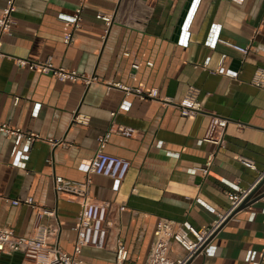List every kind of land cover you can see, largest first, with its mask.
<instances>
[{"label": "crops", "instance_id": "crops-1", "mask_svg": "<svg viewBox=\"0 0 264 264\" xmlns=\"http://www.w3.org/2000/svg\"><path fill=\"white\" fill-rule=\"evenodd\" d=\"M80 4L18 0L13 36L1 38L7 57L0 59V123L41 140L27 151L26 141L0 132V228L24 238L36 235L37 211L12 203L32 197L57 213L42 219L47 231L57 230L49 242L73 254L85 198L58 195L55 177H61L81 189L90 182L88 197L110 206L111 248L85 249L89 264H116L119 235L129 253L126 264H146L162 220L199 232L222 221L192 264H264V198L232 214L229 199L240 189L261 188L252 201L264 195V88L253 85L264 70V0H87L83 27L73 32ZM6 6L7 0H0V16ZM99 14L115 16L106 41ZM68 34L74 35L71 45L64 42ZM232 46L251 51L246 57ZM224 56L225 72L218 74ZM48 59L98 82L62 83L15 63ZM117 85L158 90L171 103L127 97ZM191 86L200 90L204 112L183 117L177 105ZM125 102L131 105L123 108ZM77 115L89 117L90 124L74 123ZM210 115L229 120L228 143L221 150L205 142ZM113 124L136 133L108 136ZM102 137H107L104 154L132 164L123 182L89 171ZM49 140L71 147L54 148ZM208 162L206 176L200 168ZM172 251L174 258L186 255L174 242ZM0 264L30 263L16 253L1 254Z\"/></svg>", "mask_w": 264, "mask_h": 264}, {"label": "built area", "instance_id": "built-area-1", "mask_svg": "<svg viewBox=\"0 0 264 264\" xmlns=\"http://www.w3.org/2000/svg\"><path fill=\"white\" fill-rule=\"evenodd\" d=\"M17 1L7 0V6L0 16V41L3 36H13V28L16 25L15 15L17 13ZM87 0H81V4L77 9L71 26L73 32H76L83 27V14L85 11V4ZM237 4H243L245 0H231ZM98 19L103 21L106 25L104 40L106 41L111 27L115 22L114 15L99 14ZM64 42L67 45H71L74 42V35H66ZM233 49L240 52L244 56H248L251 49L242 48L239 46H232ZM7 56L3 53L0 46V59H5ZM226 59L224 56L218 69L215 71L218 74H224L223 62ZM16 65L21 68H29L32 71H41L47 75L55 76L62 83H75L91 86L98 82L96 77H89L81 75L77 71H69L64 68H56L51 59H48L43 63H31L25 60H15ZM207 67V66H206ZM136 70L138 66H134ZM253 85L258 89L264 88V70H260L256 73ZM121 88L127 97L136 95L142 101L155 100L161 103H171L169 99H161L158 90L150 91L146 93L141 89H133L130 87H124L117 85ZM200 90L194 86H191L181 103L177 106L181 110L183 117H195L204 112L199 102ZM20 99L16 100L18 105ZM131 104L125 102L123 108L129 107ZM118 112L113 113L112 117L116 118ZM210 125L206 133L205 142L214 144L219 150L227 146V127L229 120L217 115H210ZM76 124L88 126L90 124V118L84 115H77L73 121ZM0 132L6 134L8 137H16L18 141H26L27 151L30 150L32 144L41 140L39 135L32 132H24L21 129H15L9 124L0 123ZM118 132L121 135L132 138L136 131L129 127H117L113 124L110 133ZM54 148L65 147L69 148L71 145L66 144L65 141H48ZM101 150L99 153L91 159L90 173L104 177L107 179L123 182L126 180L129 172L132 168L130 161L122 158L112 157L104 154L103 147L107 143V137L99 139ZM28 155H24L23 160H27ZM212 160V159H211ZM22 168H26L24 163L21 164ZM243 165L250 169H255L252 163L243 161ZM200 171L206 176H209L211 171V164L208 162ZM264 173L262 174V177ZM90 183V182H89ZM89 183L84 185L83 188L76 187L61 177H55V191L59 195L61 193H73L85 198L83 204V210L79 217L77 225L74 227V231L77 233V240L75 242V251L73 254H69L60 246L55 243L49 242V235L51 233H57V230L53 228L50 231L44 228L42 225V219L46 217H56L55 211L40 207L32 197L26 199H19L13 201V205L20 206L25 205L36 210L38 213V219L35 227L36 235L28 238L19 237L15 231L8 227L0 228V256L1 254L13 255L20 253L29 261L30 264H89L87 257L84 254L85 249L92 248L96 250H107L111 248V222H110V206L104 202L93 201L88 197ZM252 194V190L240 189L237 192L229 196L231 202V214L236 212ZM222 221L215 222L206 231L199 232L193 227H184L183 225H177L176 222L169 220L160 221L156 234L155 241L152 246L148 261L146 264H192L194 258L200 254L208 241L214 236L218 228L221 226ZM179 245L186 255L181 258H174L172 256V243ZM113 250L116 253V264H126L129 253L126 249L125 243L122 237L119 235L116 238ZM261 262L264 263V251L261 255Z\"/></svg>", "mask_w": 264, "mask_h": 264}, {"label": "water", "instance_id": "water-1", "mask_svg": "<svg viewBox=\"0 0 264 264\" xmlns=\"http://www.w3.org/2000/svg\"><path fill=\"white\" fill-rule=\"evenodd\" d=\"M263 185H264V183H263ZM263 185H261V187H262ZM259 189H261V188H258V190H259ZM258 190H257V191H258ZM257 191L254 192V193H252V195L249 196V198L246 200V202H245V203H244V204H243V205H242V206L236 211L237 213L240 212V211H242L243 209H245L249 204H252V203H254V202L260 200L261 198H264V195H263V196L260 197L259 199H256L255 201H252V200L254 199V197H255ZM250 202H252V203H250Z\"/></svg>", "mask_w": 264, "mask_h": 264}]
</instances>
